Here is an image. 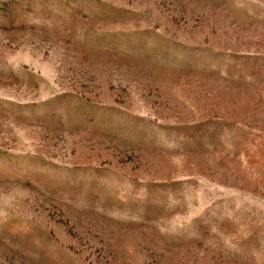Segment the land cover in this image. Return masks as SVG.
Returning a JSON list of instances; mask_svg holds the SVG:
<instances>
[{
  "label": "rangeland",
  "instance_id": "obj_1",
  "mask_svg": "<svg viewBox=\"0 0 264 264\" xmlns=\"http://www.w3.org/2000/svg\"><path fill=\"white\" fill-rule=\"evenodd\" d=\"M0 264H264V0H0Z\"/></svg>",
  "mask_w": 264,
  "mask_h": 264
}]
</instances>
